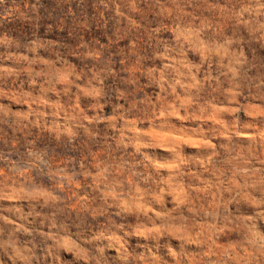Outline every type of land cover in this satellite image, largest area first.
Returning a JSON list of instances; mask_svg holds the SVG:
<instances>
[{
  "label": "rangeland",
  "instance_id": "rangeland-1",
  "mask_svg": "<svg viewBox=\"0 0 264 264\" xmlns=\"http://www.w3.org/2000/svg\"><path fill=\"white\" fill-rule=\"evenodd\" d=\"M0 264H264V0H0Z\"/></svg>",
  "mask_w": 264,
  "mask_h": 264
}]
</instances>
